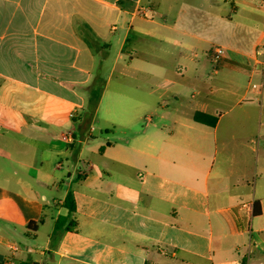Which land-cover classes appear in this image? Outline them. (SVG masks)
<instances>
[{"label":"crops","instance_id":"1","mask_svg":"<svg viewBox=\"0 0 264 264\" xmlns=\"http://www.w3.org/2000/svg\"><path fill=\"white\" fill-rule=\"evenodd\" d=\"M263 59L264 0H0L3 264L49 202L56 264H264Z\"/></svg>","mask_w":264,"mask_h":264},{"label":"rangeland","instance_id":"2","mask_svg":"<svg viewBox=\"0 0 264 264\" xmlns=\"http://www.w3.org/2000/svg\"><path fill=\"white\" fill-rule=\"evenodd\" d=\"M81 122L84 123V125L87 124L86 125L87 127H93L96 130L95 136H106L107 135L102 125L99 126L96 122H93V119L90 120L84 114H80V118L74 121L75 128L79 129ZM2 127L3 128L1 129L3 130L4 134H6L7 132H11V131H18L19 129V126L17 125H12L11 127L6 125ZM77 134L80 136V133L78 131H77ZM78 147L79 145L77 144L76 148ZM5 159L8 160L7 158L3 157L1 164L5 163ZM43 210H44V215H45L43 216V218L46 219V222L45 224H41V220L37 222L41 228L38 236L34 237L33 235L29 234L24 240H21V244L18 243V245L24 247L25 249L27 247L32 250V251L26 252V256L28 257L27 261L29 263L56 264L55 261H53L52 259H49L48 254L40 253L43 250L44 246L46 245L47 240L49 239V234L52 231V225L54 223V217H55V212L53 208L51 207V202L43 203ZM28 230H29L28 233H32L30 227L28 228ZM54 238L55 237H51V239H54ZM38 250L40 251L38 252ZM57 259L58 257L55 258L56 261ZM3 261L4 260L0 258L1 264H3Z\"/></svg>","mask_w":264,"mask_h":264},{"label":"trees","instance_id":"3","mask_svg":"<svg viewBox=\"0 0 264 264\" xmlns=\"http://www.w3.org/2000/svg\"><path fill=\"white\" fill-rule=\"evenodd\" d=\"M105 85V80L102 76H97L94 79L93 84L88 90L89 98H88V105L87 108L85 109L84 115L89 118L90 120L94 118L96 111L98 109L102 92L104 89ZM204 119H212L213 123H216V118L208 116L206 114L202 113H196L195 114V120L197 122H203ZM66 208L68 209V215L67 216H60L57 219L56 225H55V230L56 231H61V230H69L71 227H74L76 225V221L73 219L72 215L76 211L75 205L73 198L69 196L66 199ZM68 223V227L65 228V225ZM21 264H37V263H29V262H23Z\"/></svg>","mask_w":264,"mask_h":264},{"label":"built area","instance_id":"4","mask_svg":"<svg viewBox=\"0 0 264 264\" xmlns=\"http://www.w3.org/2000/svg\"><path fill=\"white\" fill-rule=\"evenodd\" d=\"M148 12H149V9L147 8H140L138 11H137V14L139 16H142V17H145L147 18L148 17ZM263 50L262 49H258L257 51V55H261L263 56V54H261V51ZM225 49L223 47H216L213 52H212V56H211V59H212V62L213 64L217 67L221 64V62L223 61L224 59V56H225ZM259 67L260 69L263 71V75H264V59L263 61H259ZM253 89L255 90H263L264 89V82L262 84H254L253 86ZM71 117H74V115H71ZM70 141H72V136H69L68 137Z\"/></svg>","mask_w":264,"mask_h":264}]
</instances>
